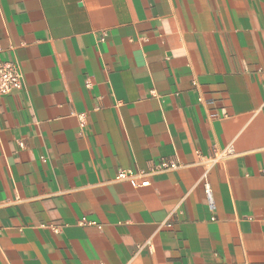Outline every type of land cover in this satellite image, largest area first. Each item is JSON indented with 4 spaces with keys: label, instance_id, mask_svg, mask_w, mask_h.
Returning a JSON list of instances; mask_svg holds the SVG:
<instances>
[{
    "label": "crops",
    "instance_id": "0c3cea01",
    "mask_svg": "<svg viewBox=\"0 0 264 264\" xmlns=\"http://www.w3.org/2000/svg\"><path fill=\"white\" fill-rule=\"evenodd\" d=\"M6 60L0 264H264V0H0Z\"/></svg>",
    "mask_w": 264,
    "mask_h": 264
},
{
    "label": "built area",
    "instance_id": "2783aa9c",
    "mask_svg": "<svg viewBox=\"0 0 264 264\" xmlns=\"http://www.w3.org/2000/svg\"><path fill=\"white\" fill-rule=\"evenodd\" d=\"M22 85V74L18 67V64L14 61L6 60V61H0V95H7L9 94L13 89H18ZM263 109H264V102H263ZM233 152L231 147H227L224 149V151L220 152L217 156L213 157V161H216L218 158H222L224 156H227ZM176 165L174 163H170L168 165H163L162 169H171L174 168ZM153 170H156L154 168ZM140 173H143L140 171ZM115 179H128L133 187L137 186H147L149 184L148 179L144 178L140 181L137 180L132 173L131 170H121L117 172ZM203 190L205 193L206 201L208 204V207L210 209L213 208V201L211 196V189L208 184V182L205 180V177L203 175ZM84 222L85 219H82ZM53 230H56L55 227H53Z\"/></svg>",
    "mask_w": 264,
    "mask_h": 264
}]
</instances>
